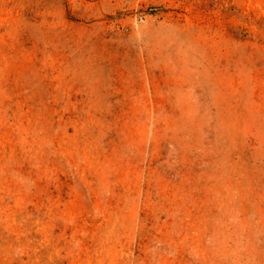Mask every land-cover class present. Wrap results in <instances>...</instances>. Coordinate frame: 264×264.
I'll return each mask as SVG.
<instances>
[{
    "label": "rangeland",
    "instance_id": "374dc122",
    "mask_svg": "<svg viewBox=\"0 0 264 264\" xmlns=\"http://www.w3.org/2000/svg\"><path fill=\"white\" fill-rule=\"evenodd\" d=\"M0 264H264V0H0Z\"/></svg>",
    "mask_w": 264,
    "mask_h": 264
}]
</instances>
